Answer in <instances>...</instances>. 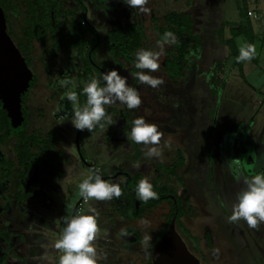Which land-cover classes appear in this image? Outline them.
<instances>
[{"label":"flooded vegetation","instance_id":"obj_1","mask_svg":"<svg viewBox=\"0 0 264 264\" xmlns=\"http://www.w3.org/2000/svg\"><path fill=\"white\" fill-rule=\"evenodd\" d=\"M157 6L155 1L149 2L147 7L151 12L146 14L127 6L123 0H33L31 5L27 0H0L7 32L33 74L24 92L28 94L21 96L24 119L18 126H13L10 118L15 128L24 127L26 121L25 131L0 132V257L5 255L0 261L4 260L9 248L19 253L20 244L28 250L23 251L21 256L30 258V245L39 240L33 237L34 230L39 224H45V210L53 208L56 203L61 202L65 206L68 201L75 200L77 205L72 215L79 213V204L85 200L79 193L78 184L97 170L106 181L115 183L120 178L125 180L121 185L123 194L120 198L91 200L99 202L101 213L114 217L112 229L116 237L113 242L121 244L119 241L122 239L127 251L136 252L139 264H154L156 243L168 231L174 218L175 230L201 264H210L215 260V254L223 259L224 252L214 242V225L208 224L210 227L200 236L193 233L187 224L188 217H194V213L203 216L208 213L200 196L186 182L185 175L194 164L191 151L196 140L194 135L199 138L203 133L200 141L206 145L207 151L210 150L207 154L211 159L214 158L215 148H227L219 143L216 126L212 125L210 134L209 131L205 134V128L194 135L192 132V123L199 117H195L196 106L202 98L198 94L204 93L200 88L202 84L213 85L214 79L212 81L211 78L215 76L217 63L213 62L210 68L207 44L198 33L199 19L196 14L199 11L187 9L181 12L190 14L192 23L190 36L183 34L187 44L183 65L178 72L176 63L181 56L177 34L182 25L170 24L165 19L168 13L178 11L167 8L162 13ZM33 9L41 20L38 27L43 26L44 37L30 40L26 33V29L30 28L26 18L32 16ZM48 14L49 17L51 14V20H46ZM12 17L18 23V30L14 29ZM81 21L82 26L77 27ZM138 28L144 35L141 40L131 35ZM163 30L172 31L177 43L164 45L160 69L152 73L161 77L164 83L152 88L134 77V73L139 71L134 68V54L140 49L159 51L158 42L163 40ZM113 68L120 69L122 75L127 76L128 84L139 91L141 105L128 109L117 101L105 106L111 123L102 121L104 127L97 125L92 131L75 129L70 121L71 102L61 99L71 85L65 88L60 81L68 79L76 83L83 105L86 102L83 87L92 77L101 79L103 86V73ZM196 93L195 97L199 99L194 97ZM33 103H38L35 112ZM141 117L157 125L163 134L160 146L168 141L170 146L165 147H171L175 157L169 160L153 157L144 167L131 170L125 156H131L132 147L136 155L137 148L134 141L127 139L126 133L130 132L133 121ZM244 132H240L236 139L233 135L231 137L236 143L235 154H228L227 148V154L234 161L229 169L240 188L242 174L251 178L257 173H264V151L255 148L253 138ZM35 138L39 142H35ZM141 145L138 146L141 153L137 158L144 152ZM237 160L239 163H236ZM158 164L168 168L176 166L178 173L168 174ZM209 171L216 185L214 165ZM140 176L151 183L157 178L160 184L170 187V191L155 205H148L136 196L133 208L126 211L124 205L128 203L129 194L136 195L137 182L142 180ZM173 177L181 183V190L170 182ZM182 207L184 212L178 216ZM64 211L63 207L62 214ZM22 235H25L26 241L21 239ZM145 236L150 238L147 245L142 243ZM186 237L192 242V247ZM203 239L208 252L212 253L210 262L207 250L201 245ZM34 250V253L38 252V249ZM127 264L133 263L130 261Z\"/></svg>","mask_w":264,"mask_h":264},{"label":"clouds","instance_id":"obj_2","mask_svg":"<svg viewBox=\"0 0 264 264\" xmlns=\"http://www.w3.org/2000/svg\"><path fill=\"white\" fill-rule=\"evenodd\" d=\"M123 3L132 9H139L140 12L150 14L151 9L147 7L149 0H123ZM159 51L140 49L135 55L134 68L138 69L134 77L141 83L152 88H157L164 83L161 77L153 76L161 66V56L164 54V45H175L177 37L172 31H166L163 40L158 42ZM256 54L253 44L241 45L237 62L251 61ZM147 70V71H144ZM101 79L92 77L83 87V94L86 95V102L81 105L80 94L76 91V83L72 80H61V86L67 90L61 99L66 98L72 105V117L70 119L73 127L83 131H92L97 125L104 127L102 121L111 123V116L106 112V105L119 101L128 109H136L141 103L139 91L128 84L127 76L122 75L120 69L113 68L105 71ZM127 139L137 144L143 143L151 147L145 153L148 157L163 156V149L160 147L162 132L154 123L146 122L144 118H137L133 121ZM164 146H170L168 141ZM239 163V161H236ZM62 184V181H60ZM123 178L117 182H109L102 179L99 171L93 172L83 179L79 184V193L85 201L92 198L96 200H112L120 198L123 194ZM247 188L238 193V202L232 206V214L228 217L229 222H238L241 219L246 221L249 227L257 228L264 223V173H257L251 178H245ZM138 200L147 202L150 199H158V193L154 190L153 184L145 178L138 182L135 188ZM65 227L59 239L55 242V248L62 254L59 255L57 264H98V253L94 240L98 233L97 216L93 214H75L64 217ZM149 237L145 236L142 241L147 245Z\"/></svg>","mask_w":264,"mask_h":264},{"label":"rangeland","instance_id":"obj_3","mask_svg":"<svg viewBox=\"0 0 264 264\" xmlns=\"http://www.w3.org/2000/svg\"><path fill=\"white\" fill-rule=\"evenodd\" d=\"M254 7V4H250ZM14 29L18 30V23L14 17L11 18ZM244 45L240 43V46ZM256 47H259L258 43ZM258 49V48H257ZM259 53L260 51L257 50ZM261 59L264 58V52L258 54ZM209 60L210 68L214 65ZM262 65V64H261ZM231 68L226 71V78L230 79L232 85H221L217 83L215 85L205 86L202 84L201 88L204 93L195 97L199 99L200 104L196 106L195 117L196 120L192 123L193 135L195 132L203 131L205 128V134L212 132V125L217 127V135L219 136V143L221 146H227L228 154H235L236 143L233 138H237L242 130L244 134L248 132V137H251L250 128L258 113V107L260 103L258 97L260 93H252V89L249 86L243 85L240 88V83H243L242 76L238 73V67L236 72L232 75ZM229 75V77H228ZM253 77V76H252ZM254 78V77H253ZM212 81L214 78H211ZM216 86V87H215ZM201 100V101H200ZM257 105L256 109H252V106ZM259 123L261 121L259 120ZM261 128L264 127V123H261ZM195 128V129H194ZM209 128V129H208ZM212 135V134H211ZM233 135V138H231ZM203 133L199 136L194 135L196 140L194 141L193 153L194 164L185 173L186 182L196 191L200 196L203 208L207 215H198L194 213V217H188L187 224L192 229L193 233L202 236L203 231L208 227V224L214 225L215 228L213 237L216 245H219L224 252V257L218 258V254H215V260L210 262V254L208 248L205 245L204 239L201 241L202 246L205 247L206 253L209 255L208 259L210 264H264V223L257 228H251L246 221L241 219L238 222H229L228 217L232 214V206L238 202V193L245 190L247 185L245 183L244 174H240L241 188L238 185L236 178L230 172L229 166L231 162V156L227 154V148H219L213 151L214 158H210L206 145L200 141ZM232 146V148H230ZM144 150L143 155L139 158L135 155V148H131L130 157L125 156L126 162L130 166V169H136L138 167H144L153 160V157L145 155L147 148L151 145H141ZM163 149V158L169 160L174 159V150L170 147L160 146ZM210 147V144L209 146ZM167 148V149H165ZM171 149V150H170ZM189 158V157H188ZM233 158V157H232ZM129 159V160H128ZM88 160H91L88 158ZM237 163V162H236ZM215 167L214 178L215 183L211 177L209 168ZM164 182L168 180L163 179ZM170 182L178 190H181L182 185L174 177L170 179ZM211 225V226H212ZM115 239V237H114ZM189 246H193L192 242L186 237Z\"/></svg>","mask_w":264,"mask_h":264},{"label":"crops","instance_id":"obj_4","mask_svg":"<svg viewBox=\"0 0 264 264\" xmlns=\"http://www.w3.org/2000/svg\"><path fill=\"white\" fill-rule=\"evenodd\" d=\"M151 1L157 3L162 13H165L167 8L178 12L187 9L199 11V14H196L199 19L198 33L207 44L206 52L209 60L217 63L214 84L223 82L221 85H232L233 83L226 78L225 74L228 68H231L230 75L234 74L238 67V73L243 79V83L239 84L240 88L243 84L249 86L254 95L260 93L258 103L261 105L253 119L250 133L254 147L264 151V127H259L262 126L261 123H264V58L261 59L258 55L264 52V0H149ZM251 3L255 8L250 6ZM249 33L253 34L256 54L251 61H243L240 67L236 57L239 55L240 43H249ZM257 43L259 47H256ZM257 50L260 52L258 53ZM37 106L38 103L37 105L33 103L34 112ZM256 108L257 105L252 106L253 110ZM243 130L242 128L241 132ZM74 202L75 200H70L65 206L59 202L53 205V208L45 210L46 213L43 216L45 224H39L33 233V237L39 240L31 243L30 258L21 256L23 251L28 250L20 244L19 253L9 248L8 254L0 264H57L58 257L62 253L55 248V242L60 238L65 227L64 217L72 216L77 205ZM63 207L64 214H62ZM101 207L99 202L90 199L82 203L79 211V214L97 216L99 230L94 244L98 253V264H127L130 261L133 264H139L136 260V252L127 251L123 247L122 239L119 241L121 244L113 242L116 237L112 229L115 223L114 217L101 213ZM21 239L26 241L25 235H22ZM34 249H38V252L34 253ZM3 257L0 258L3 259Z\"/></svg>","mask_w":264,"mask_h":264},{"label":"water","instance_id":"obj_5","mask_svg":"<svg viewBox=\"0 0 264 264\" xmlns=\"http://www.w3.org/2000/svg\"><path fill=\"white\" fill-rule=\"evenodd\" d=\"M6 28L5 16L0 9V99L12 125L18 126L24 119L21 96L29 87L33 74ZM174 221L175 218L168 231L156 243L154 264H201L175 230Z\"/></svg>","mask_w":264,"mask_h":264},{"label":"trees","instance_id":"obj_6","mask_svg":"<svg viewBox=\"0 0 264 264\" xmlns=\"http://www.w3.org/2000/svg\"><path fill=\"white\" fill-rule=\"evenodd\" d=\"M26 1V0H25ZM29 2V4L31 5L32 1L33 0H27ZM18 11H20V9L18 8ZM31 14L32 16L30 18H26V22L29 23L30 25V28L29 29H26V33L30 36V40L34 37H37V38H43L44 35L42 34V27L41 26L40 28L38 27L39 24L41 23V20L38 19V17L36 16V11L33 9L31 11ZM55 17L58 16V13L55 12L54 14ZM165 19L168 20V22L170 24H178V25H182L181 27V31L179 32L178 37H179V42H180V47H179V50H180V56L181 58L177 60V67H178V72H180V69L183 65V61H184V58H183V54H184V48L186 47V42H185V38L183 37V34L185 35H189L190 36V28H191V23H192V18L190 16V14L188 13H185V12H170L168 13L166 16H165ZM46 20H51V14H50V17H49V14L47 15V18ZM78 25H81L82 26V21H81V24L78 23L77 24V27ZM164 31V30H163ZM162 33H165V31ZM131 35H133V37H138L140 40L143 38V32H142V29L141 28H138L136 30H134L133 32H131ZM164 35V34H163ZM248 39H249V43L250 44H253L254 42V37H253V34L252 33H249L248 34ZM186 43V44H185ZM242 62L243 61H240V62H237L238 65L241 67L242 65ZM34 82V80H32L31 84ZM28 94V92L24 93L23 94V97H25L26 95ZM25 124H26V121H24L23 123V126L25 127ZM24 127H13L10 123V117L8 115V112L5 108H3V104H2V101L0 99V132H6V133H15V132H23L25 131V128ZM35 142H39L37 140V138H35ZM135 143V142H134ZM135 146L137 148V154L136 156L140 155L141 151H140V148L138 147L139 144L135 143ZM158 167L160 168H164V170L168 173V174H177V170H176V166H173V167H166L164 164H158L157 165ZM139 179H142L141 176L139 177ZM139 182V181H138ZM137 182V184H138ZM152 184L154 186V190L158 193V199H150L148 200L146 203H148V205H155L156 204V201H160V199L162 197H164L167 192L170 191V187H167V186H164L162 184L159 183V179L155 178L153 181H152ZM135 198H136V195L134 194H129L128 196V203H126L124 206L126 207V211H129L133 208L134 206V201H135ZM184 212V208L182 207V209L180 208V212L178 214V216H181V214ZM210 245L211 242H210ZM2 262V260L0 261V263Z\"/></svg>","mask_w":264,"mask_h":264},{"label":"bare ground","instance_id":"obj_7","mask_svg":"<svg viewBox=\"0 0 264 264\" xmlns=\"http://www.w3.org/2000/svg\"><path fill=\"white\" fill-rule=\"evenodd\" d=\"M172 240H173V239L171 238V242H172ZM173 242L176 244V239H175V238H174V241H173ZM186 260H187V259H186ZM187 262H188V261H187Z\"/></svg>","mask_w":264,"mask_h":264},{"label":"built area","instance_id":"obj_8","mask_svg":"<svg viewBox=\"0 0 264 264\" xmlns=\"http://www.w3.org/2000/svg\"><path fill=\"white\" fill-rule=\"evenodd\" d=\"M81 205H82V203H81V204H79V207H78V208H79V210H80V208H81Z\"/></svg>","mask_w":264,"mask_h":264}]
</instances>
